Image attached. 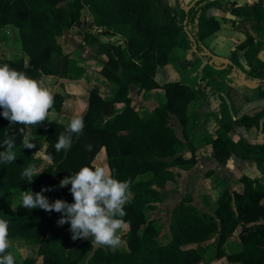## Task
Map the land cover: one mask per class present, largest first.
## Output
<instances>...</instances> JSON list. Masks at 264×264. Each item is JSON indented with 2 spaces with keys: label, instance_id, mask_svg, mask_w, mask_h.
Instances as JSON below:
<instances>
[{
  "label": "trees",
  "instance_id": "1",
  "mask_svg": "<svg viewBox=\"0 0 264 264\" xmlns=\"http://www.w3.org/2000/svg\"><path fill=\"white\" fill-rule=\"evenodd\" d=\"M167 1L0 0V37L5 30L11 31V40L20 52L18 56L0 58V65L8 64L39 81L57 78L78 82L85 78L88 69L78 58L65 53L60 43L66 32L81 24L84 11L91 16L98 35L124 40V45L104 44L98 42L95 34L86 36L94 56L106 59L99 73L113 87L111 97L106 99L99 85L90 86L83 134H73L67 152L55 150L65 125L57 121L32 127L11 125L0 115V151L6 148L4 140L13 137L17 154L15 162L0 163V219L9 224V251L16 264H37L38 258L42 264H202L208 252L210 263L226 259L230 264H264V141H235L231 123L219 127L215 137L205 132L206 112L197 102L212 94L206 77L201 76L195 87L158 81V76L172 65L174 55L179 62L191 53L204 59L210 70H217L212 63L213 53L204 45L207 38L220 30L219 22L207 16L213 4L209 0H194L182 8ZM252 10L255 19L264 23V2L254 4ZM252 41L249 38L244 45ZM232 69L233 66H227L218 71L227 78ZM246 79L264 87V62L257 60ZM61 86L65 88V83ZM132 88L139 95L163 90L165 100L142 116L134 105ZM53 94L55 112L61 113L65 94ZM120 105L124 107L118 109ZM172 120L177 122L182 139L171 125ZM241 122L264 135V110L242 117ZM30 132L45 135V155L51 157V164L43 165L37 159L36 147L24 148ZM198 133L204 135L203 142L212 147L219 163L227 164L232 157L255 160L260 176H243L242 192L223 191L213 213L200 211L192 197L184 198L172 212L168 242L161 243L162 228L148 214L164 202L166 192H174L168 191L179 176L173 169L188 171L198 164V148L194 144ZM102 150L106 152L111 175L130 181L132 195L123 217L128 227L126 250L113 252L92 247L91 239L73 240L70 224H57L61 213L39 208L15 211V193H36L42 188L51 189L43 193L49 201L74 203L71 185L60 188V181L82 167L95 168ZM32 164L43 166L44 171L30 183L22 178V172ZM237 232L236 250L228 244ZM15 243L34 246L37 258L20 259L13 247Z\"/></svg>",
  "mask_w": 264,
  "mask_h": 264
},
{
  "label": "crops",
  "instance_id": "2",
  "mask_svg": "<svg viewBox=\"0 0 264 264\" xmlns=\"http://www.w3.org/2000/svg\"><path fill=\"white\" fill-rule=\"evenodd\" d=\"M193 1L194 0H168L167 3L170 5L180 4L182 8H187L188 5H190ZM209 1L213 4V6L208 11L207 16L214 17L219 22L220 30L204 41L206 50L213 53L212 63H214L217 69L210 70L209 72L204 71V77L207 78L210 85L213 84L212 87L210 86L208 89V91H211L212 94L207 100L200 99L197 102V105L199 104V106H202L206 112L207 124L205 132L211 137H215V133L219 127L231 123L233 124V131L231 135L235 141L244 139L250 144L263 143L264 135L260 134V132L255 127L247 128L241 122V119L246 115L254 116L258 112L264 110V87H260L258 84L249 82L246 79L257 60L264 62V23L258 22L255 19V15L252 10V6L254 4L264 2V0ZM249 38H252L253 41L250 44L244 45ZM185 62H178L179 65L176 66V70L173 72L171 69L172 65L169 66L158 76V81L161 82L163 79L170 82L171 78H181L183 75L180 69L181 66L185 64ZM189 62H191V59H188L187 63ZM227 66H233V69L232 73L227 78H225L218 70L225 69ZM178 69L179 71H177ZM188 69H190V67ZM92 73L93 72L88 69L85 77H93ZM96 75V82L104 85L108 84L107 79L99 72L96 73ZM200 77L201 75L199 74L197 79L198 81L195 86H197L199 83ZM83 80L84 79L81 81ZM81 81L73 83H77L74 87L82 85ZM94 84L96 83L91 85ZM88 90L89 88L85 89L87 94ZM158 92L163 93L164 91L155 90L153 92L147 93L146 96L148 94H156ZM68 97L69 91L67 85L65 103L62 111H65L67 108ZM120 106L122 107L123 105ZM73 108V110L66 113H59V115H62L61 119L65 118L66 123H64V120L63 122L60 121L58 113H56L58 117L56 119H51V121H57L67 126L68 121L78 116L75 107ZM68 113H71V115H68ZM209 126H214L212 135L209 132L212 131L209 130ZM199 135H202V133L197 134L194 140L195 142H197ZM195 146L198 148V164L191 170L182 171L181 174L182 176H186L188 179L194 178L201 173L203 174L204 182L200 187L201 198H203L201 206L202 208H200L196 202L194 203L193 199V204L202 212L212 213V211L216 209L217 204L213 194L219 193L220 195L225 190L230 192H242L243 185L241 184L240 180L243 176H248L252 179L260 176V172L255 160H242L232 157L227 164H221L214 157L212 147L203 142V139L199 145L196 144ZM105 160L106 152L105 150H102L96 162L98 161L100 167H105L106 170L110 172ZM96 162L95 166L98 167L99 165L97 166ZM212 172L214 173L213 177L216 176L224 182L223 190L220 192L217 190V187L214 185L211 178H209ZM179 188L181 187H178L176 190V196H178V194L181 192V189L179 190ZM195 194H199V192L195 191ZM195 197L196 195H194L192 198ZM238 234L239 232L235 234L234 238L228 244L232 249H238L237 245L235 244ZM210 258L211 256L207 258V261H209ZM211 264L230 263L226 259H222L214 261Z\"/></svg>",
  "mask_w": 264,
  "mask_h": 264
},
{
  "label": "clouds",
  "instance_id": "3",
  "mask_svg": "<svg viewBox=\"0 0 264 264\" xmlns=\"http://www.w3.org/2000/svg\"><path fill=\"white\" fill-rule=\"evenodd\" d=\"M54 104L53 92L42 81L30 78L8 64L0 65V109H3L0 115L11 125L32 127L40 126L45 121L51 123V119L56 116ZM84 127L82 117L72 118L65 132L59 134L55 150L67 152L72 146L73 134H83ZM4 145L6 148L0 151V163L15 162V139L6 138ZM34 147L26 138L24 148ZM43 171V167L32 164L24 168L22 178H27L31 183ZM68 185H71L69 191L74 203L61 199L50 203L43 193L51 189L42 188L36 193L31 190L20 192L21 205L25 209L39 208L46 212L61 213L57 224H70L73 240L91 239L92 247H104L113 252L122 247L124 240L120 232L127 226L123 217L126 215L125 205L132 195L130 181L114 178L105 167L85 166L74 175L62 179L59 187L65 188ZM9 236L8 222L0 219V264H16L15 256L9 251L12 247Z\"/></svg>",
  "mask_w": 264,
  "mask_h": 264
},
{
  "label": "rangeland",
  "instance_id": "4",
  "mask_svg": "<svg viewBox=\"0 0 264 264\" xmlns=\"http://www.w3.org/2000/svg\"><path fill=\"white\" fill-rule=\"evenodd\" d=\"M168 2V1H167ZM11 31L5 30L3 33H1L0 37V58H11L13 56H18L20 55L19 49L17 44L12 41V33L10 34ZM98 31L93 25L92 18L89 15L87 11L83 12L82 16V22L81 24L77 25L70 31L66 32L63 36V38L60 39V43L65 51V53L78 58L79 62L85 66L87 69L91 70L93 73V77H85L83 78L84 80L81 81L82 85H78V87H74L76 84H73L75 82L67 81V80H59L57 78L55 79H44L42 82L44 86L48 87L50 91L53 93L61 91L64 94H66V86L68 85V91H69V97L67 100V108L65 111H62L63 113H66L68 111L73 110L75 107L77 111V117H83V113H85L86 108H87V102H88V94L85 92V89H90L91 84L96 83V85H99L101 87V93L102 96L106 99L111 97V90L112 87L109 83L107 85L104 84H99L96 82L97 80V75L96 73L100 72L101 68L103 67L106 59L105 58H100L94 56V49L92 46H90V43H86V36L88 34H95L98 36V42L99 43H115V44H120L124 45V40L118 36H112V35H98ZM26 60L29 58L25 57ZM188 59H191V62H188ZM187 61V62H185ZM176 55H174L173 58V63H172V72L176 70V66L179 65L180 62H185L181 66V73L182 77L181 78H171L170 82H181L183 84L190 85L191 87L195 86L197 83L198 75L200 74L201 76L204 77V71L209 72L210 68L207 66L206 61L204 59H200L197 56L192 55L191 53L186 57V58H181L179 60V63H177ZM181 65V64H180ZM203 65V67H202ZM190 67V69H188ZM179 71V69L177 70ZM220 78V77H218ZM212 79V78H211ZM161 80V79H159ZM85 81V82H84ZM95 81V82H93ZM165 80H161V82H164ZM61 82L65 83V88L61 86ZM213 84L210 86L212 87ZM212 90V89H211ZM131 96L134 98V105L135 107L140 111V115L146 116L149 112H151L156 106L159 101L165 100V93L158 92L156 94H137V89L132 88L131 90ZM141 96V97H140ZM202 105V104H201ZM120 107V108H119ZM118 109H122L123 106H119ZM195 113V112H194ZM59 115V113H58ZM68 115H71V113H68ZM58 116H55V119ZM60 121L66 123L65 118H62V115H59ZM59 120V119H58ZM70 121H68L69 123ZM171 125L175 128L177 131L178 136L182 139L183 136L182 134L178 131V125L175 120H172ZM67 127V126H66ZM209 131L210 134L212 135L213 133V128L214 126H209ZM208 134V133H207ZM214 137V136H213ZM30 143H33L35 147L38 150V153L36 155L37 159L42 161V164H51L52 161L49 159L47 155H45V151L47 148L46 142H45V135L39 134L38 132H30L27 137H26ZM204 138V135H199L197 142L194 141V144L199 145L201 140ZM207 151V150H206ZM207 153V152H206ZM190 154L187 153V157L189 158ZM209 156V155H208ZM98 159V157H97ZM100 159V158H99ZM97 166L99 162L97 161ZM43 167V166H41ZM173 171L178 174V182L175 184V186L171 185L168 189V191H171L170 189H173L174 192L172 194L170 192L165 193V200L162 204L158 205L156 210L151 211L148 214L149 219H154L157 221L158 225L160 228H162L161 232V237H160V242L161 243H167L168 242V231H169V225L171 222V215L172 212L174 211L175 207L180 204V202L186 198V197H193L196 195L194 199V203L200 208H202V200L201 198V184L204 182V177L203 174L201 173L200 175L195 176L194 178H186V176H182L181 170L179 169H173ZM214 176V173L209 176L211 178L212 182L214 185L217 187V190L222 191L224 182ZM147 177H144L142 179H145ZM181 189V192L176 196V191L175 189ZM216 190V191H217ZM196 192H199V194H195ZM214 199L217 200L219 197V193L213 194ZM52 203L53 201H49ZM14 209L15 211H28L30 209H25L21 205V198H20V193L17 192L15 193V202H14ZM38 209V208H37ZM213 213V211H212ZM128 231V227L126 226L123 228L120 232L122 239L124 240V244L122 247L118 248L121 251L126 250L127 248V242L125 240L126 233ZM239 235V234H238ZM237 235V236H238ZM14 250L17 254V256L20 259L23 258H37V253L36 249L34 246H30L28 244H19L15 243L13 244ZM211 254L208 252L206 255V260L204 263L206 264H211L210 262L207 261V258H209ZM37 264H42V259L38 258Z\"/></svg>",
  "mask_w": 264,
  "mask_h": 264
}]
</instances>
